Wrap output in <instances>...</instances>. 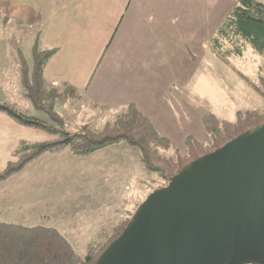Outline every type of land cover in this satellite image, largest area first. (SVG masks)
<instances>
[{
	"label": "crops",
	"instance_id": "obj_1",
	"mask_svg": "<svg viewBox=\"0 0 264 264\" xmlns=\"http://www.w3.org/2000/svg\"><path fill=\"white\" fill-rule=\"evenodd\" d=\"M235 4V0H0V10L12 20L36 25L39 46L56 49L45 65L44 78L77 89L76 96L93 108L91 114H101L104 121L133 103L170 142L177 127L170 121L179 116L183 143L185 136H195L194 129H203L205 112L220 118L219 110L237 107L225 82L215 80L212 88L207 84L202 88L203 73L196 68L216 61L208 43ZM53 137L0 110V170L14 159L20 143ZM126 148L132 147L114 144L94 153L104 159L100 168L106 172L121 171L127 162L138 174L133 178L139 186L145 168L139 153ZM125 150L126 155H117ZM63 152H46L0 182V222L50 226L68 237L59 226L63 214L48 204L61 198L57 161L68 156ZM119 161L121 165L113 164ZM101 225L97 234L105 224ZM97 234L91 232L94 241Z\"/></svg>",
	"mask_w": 264,
	"mask_h": 264
},
{
	"label": "trees",
	"instance_id": "obj_2",
	"mask_svg": "<svg viewBox=\"0 0 264 264\" xmlns=\"http://www.w3.org/2000/svg\"><path fill=\"white\" fill-rule=\"evenodd\" d=\"M235 1V6L211 36L208 46L229 64H238V61L244 63L248 55H254L248 60L251 68L247 74L242 70L236 71L264 98V4L257 0ZM9 19L0 10V28ZM38 34L39 29L35 33L31 68L20 50H17L19 79L25 97L46 118L18 111L7 103H0V110L21 125L43 130L54 137L43 142L20 143L13 153L14 159L0 170V182L46 152L68 147L74 155L87 156L109 145L125 144L137 148L145 170L155 173L167 184L189 161L221 147L238 134L264 122V108L238 111L233 121L222 120L212 112H205L201 124L210 143H204L190 134L183 138L185 152L175 149L173 154L167 153L171 149L170 140L161 135L133 103L126 105L113 117L101 120L97 126L85 123L76 132L65 130L56 106L65 97H75L78 91L68 84L53 85L44 78L45 65L56 49L40 47ZM249 73L251 75L247 76ZM126 224L127 219H122L111 229L102 230L96 242L81 255L54 227L0 222V264H93L108 244L120 235Z\"/></svg>",
	"mask_w": 264,
	"mask_h": 264
},
{
	"label": "water",
	"instance_id": "obj_3",
	"mask_svg": "<svg viewBox=\"0 0 264 264\" xmlns=\"http://www.w3.org/2000/svg\"><path fill=\"white\" fill-rule=\"evenodd\" d=\"M264 264V122L147 195L93 264Z\"/></svg>",
	"mask_w": 264,
	"mask_h": 264
},
{
	"label": "rangeland",
	"instance_id": "obj_4",
	"mask_svg": "<svg viewBox=\"0 0 264 264\" xmlns=\"http://www.w3.org/2000/svg\"><path fill=\"white\" fill-rule=\"evenodd\" d=\"M37 29L36 25L20 23L12 19H9V22L0 28V103H7L26 114L46 118L25 97L19 79L17 50H20L21 56L31 68L33 44ZM210 51L215 55L216 61L210 64L204 61L196 66L197 70L203 73V79L200 80L204 83L202 88L205 84L212 88L216 83L215 80L225 82L226 87L229 88L226 91L230 92L234 103L237 104L236 109L233 111H222V109L220 111L218 109L220 119L233 121L238 111L263 109L264 98L248 86V83L236 71V69L242 70L247 74L251 68L249 61L254 55H248V59L244 63L238 61V64L235 62L229 64L220 59L212 50ZM250 75L251 73L247 76ZM231 77H234L236 81H232ZM222 85L224 86V83ZM56 109L63 119V128L68 131L76 132L85 123L97 126L102 122L99 118L101 114H95L98 117L95 118V115L90 113L93 111L91 105L78 96L65 97L59 100ZM178 117L174 115L170 121L171 127L176 124L177 127L171 131V149L167 152L168 154H173L175 149L182 153L185 152L181 137H179L178 125H181V122L178 121ZM203 129L199 131L196 128L193 133L200 141L210 143L209 136ZM61 149L59 150L66 151L65 153L68 155L59 158L57 161L62 171V173H57L61 176L58 179V182H60L58 194L61 195V198L59 201L52 199L48 204L53 211L59 210L63 214L59 226L68 235L66 238L74 250L81 255L96 242L93 239L95 236L91 235V232L97 234L102 226L101 224L105 225L99 233L102 230L111 229L122 219H127L128 222L147 195L157 189L158 186L165 184L155 173L144 170L143 173L145 174L143 177L141 176L143 181L137 186L138 183L134 182L133 176L138 174L132 170V166H128L127 162L123 163V170H114L111 173L100 168V164L104 159H100L94 152L87 156H77L68 147ZM126 149H130L129 151H132V153H138V149L135 147ZM126 154L127 151L125 150L120 151L117 155ZM121 162L113 164L121 165ZM52 186L53 182L50 181L49 188L51 189Z\"/></svg>",
	"mask_w": 264,
	"mask_h": 264
},
{
	"label": "flooded vegetation",
	"instance_id": "obj_5",
	"mask_svg": "<svg viewBox=\"0 0 264 264\" xmlns=\"http://www.w3.org/2000/svg\"><path fill=\"white\" fill-rule=\"evenodd\" d=\"M245 264H260V263H245Z\"/></svg>",
	"mask_w": 264,
	"mask_h": 264
}]
</instances>
